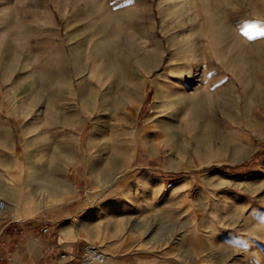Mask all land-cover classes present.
Returning a JSON list of instances; mask_svg holds the SVG:
<instances>
[{
  "label": "rangeland",
  "instance_id": "obj_1",
  "mask_svg": "<svg viewBox=\"0 0 264 264\" xmlns=\"http://www.w3.org/2000/svg\"><path fill=\"white\" fill-rule=\"evenodd\" d=\"M219 178L264 228V0H0V201L84 223L126 182Z\"/></svg>",
  "mask_w": 264,
  "mask_h": 264
},
{
  "label": "crops",
  "instance_id": "obj_2",
  "mask_svg": "<svg viewBox=\"0 0 264 264\" xmlns=\"http://www.w3.org/2000/svg\"><path fill=\"white\" fill-rule=\"evenodd\" d=\"M254 25L247 14L249 33ZM146 182L120 185L115 202L91 208L81 223L80 207L72 202L58 203L38 217L41 208L25 196L26 184L20 181L19 195L12 187L3 192L0 264H80L87 243L103 248L110 256L106 264H264L255 255L264 253V228L248 219L238 227L235 181L219 178L198 186L203 203L189 196L194 179L177 183L162 198L160 187ZM211 188L224 190L213 195ZM35 207L39 210L33 213Z\"/></svg>",
  "mask_w": 264,
  "mask_h": 264
},
{
  "label": "built area",
  "instance_id": "obj_3",
  "mask_svg": "<svg viewBox=\"0 0 264 264\" xmlns=\"http://www.w3.org/2000/svg\"><path fill=\"white\" fill-rule=\"evenodd\" d=\"M0 211H6V203L0 201ZM44 232H48V229H45ZM65 255H61L60 259L64 260ZM110 256L103 250L98 244L87 243L83 248L80 264H106Z\"/></svg>",
  "mask_w": 264,
  "mask_h": 264
},
{
  "label": "bare ground",
  "instance_id": "obj_4",
  "mask_svg": "<svg viewBox=\"0 0 264 264\" xmlns=\"http://www.w3.org/2000/svg\"><path fill=\"white\" fill-rule=\"evenodd\" d=\"M135 11H136V10H135ZM132 13H133V12H132ZM151 56H152V55H151ZM152 61H153V60H152ZM59 78H60V77H59ZM53 81H54V83H55L57 86H59V87L63 85V84H62V83H63L62 80L58 79L56 76H54ZM68 85H69V84H68L67 82H65L63 86H64V87H65V86L67 87ZM63 86H62V87H63ZM60 88H61V87H60ZM56 92H57V91H56ZM56 92H54V96L57 95ZM53 98H54V97H53Z\"/></svg>",
  "mask_w": 264,
  "mask_h": 264
}]
</instances>
